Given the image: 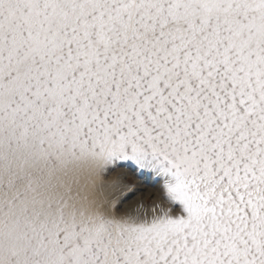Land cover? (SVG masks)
Returning a JSON list of instances; mask_svg holds the SVG:
<instances>
[{
	"label": "snow or ice",
	"instance_id": "snow-or-ice-1",
	"mask_svg": "<svg viewBox=\"0 0 264 264\" xmlns=\"http://www.w3.org/2000/svg\"><path fill=\"white\" fill-rule=\"evenodd\" d=\"M0 264H264V0H0Z\"/></svg>",
	"mask_w": 264,
	"mask_h": 264
},
{
	"label": "rangeland",
	"instance_id": "rangeland-1",
	"mask_svg": "<svg viewBox=\"0 0 264 264\" xmlns=\"http://www.w3.org/2000/svg\"><path fill=\"white\" fill-rule=\"evenodd\" d=\"M134 179V177H132L131 175L128 177V180L129 181H132ZM145 184H150L151 183V178L150 177H146L145 178V181H144ZM149 189L146 188L145 191L147 192ZM140 194L139 193H136L135 196L131 197V199H135L139 196Z\"/></svg>",
	"mask_w": 264,
	"mask_h": 264
}]
</instances>
